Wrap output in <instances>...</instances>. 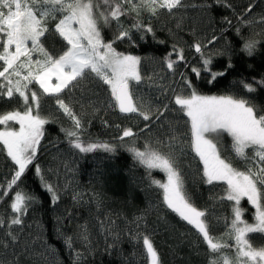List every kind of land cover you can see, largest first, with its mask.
Segmentation results:
<instances>
[{
  "label": "snow or ice",
  "instance_id": "obj_1",
  "mask_svg": "<svg viewBox=\"0 0 264 264\" xmlns=\"http://www.w3.org/2000/svg\"><path fill=\"white\" fill-rule=\"evenodd\" d=\"M221 2L203 0L199 7L209 10L213 4ZM225 6L231 5L225 3ZM188 7L197 5L189 4L187 0H0V99L7 105L0 109V152L6 153L13 166L12 174L0 182V201L7 197L4 202L10 211L7 216L0 215V229L4 230L0 247L7 249L19 242L24 217L37 202L35 194L14 191L30 167L51 194L52 204L56 205L60 200L56 188L45 180L40 165L35 163L45 125L52 122L51 113L42 114V100L54 98L58 111L71 122L70 127H61L60 132L64 133L72 149L80 154L114 153L115 146L109 143L82 139L85 122L62 94L75 89L84 79L102 82L107 86L105 91L110 92L108 107L121 114H135L145 122L160 120L164 112L169 111L167 104L163 109L157 107L154 113L150 105L145 110L143 102L137 103L135 92L138 89L134 90V84L139 85L142 81L141 57L118 51L114 45L117 41L134 43L133 31L140 33L141 40L148 34L155 38L153 18L159 19L165 13L175 17ZM251 11L249 5L246 12ZM145 12L148 13V23L140 18ZM122 17L133 22L125 27ZM241 20L245 25L253 23L243 17ZM225 21L231 24L227 18ZM51 22H55L54 25ZM259 23L264 24V16ZM105 28L114 29L110 38L103 34ZM237 34H240L239 28ZM49 36H56L61 41L58 52L54 53L45 46ZM215 40L213 37L206 43L189 45L199 54V66H192L191 72L196 78L202 73L207 74L209 84L225 75L223 71H213V56L205 52ZM258 43L246 40L242 50L251 56ZM185 61L183 48L175 44L172 52L164 58L166 68L173 73L182 63L187 67ZM228 66L231 67L230 61ZM180 76L190 91L186 95H175L176 108L173 110L186 117L182 121L185 128L179 132L169 126L164 134L167 141L157 138L156 142H167L172 147L178 135H182L194 154L192 159L198 158L202 165L198 170L201 181L212 188H222L218 199L221 204L228 203L231 215L216 216L215 203L212 209L195 204L193 193L185 186V174L177 167L176 158L171 153H164L151 143H146L143 150L135 145L129 146L128 151L145 169L150 186L162 190L163 205L196 230L210 253H220L230 247L211 232V217H215L217 223L224 221L225 235L235 242V258L221 255L219 259H211L209 264H264V247L253 248L248 238L250 233L264 234V109H258L250 98L244 96L201 94L183 72ZM241 83L246 92L256 91L251 83ZM258 83L264 87V80ZM12 104L17 107H11ZM148 127L145 124V129ZM225 134L231 138L230 147L234 153L231 158L222 154L217 143ZM135 135L131 127H126L119 139ZM154 170L162 172L166 179L154 178ZM13 191L14 194L10 195ZM72 198L78 201L81 197L74 193ZM245 200L254 209V223L244 218L247 209L242 206V201ZM142 219L138 216L133 221L136 229L140 228ZM111 224L114 225L115 221ZM101 227L113 235L103 221ZM130 234L137 244L142 245L147 264H162L149 235L139 231ZM76 238L85 243L89 241L87 225L81 226ZM74 239L73 236L64 237L67 249L74 251ZM118 239L119 235L115 234L113 243L108 246L113 247ZM81 259L82 254L75 252L73 264H79ZM0 264L5 262L0 260Z\"/></svg>",
  "mask_w": 264,
  "mask_h": 264
},
{
  "label": "trees",
  "instance_id": "obj_2",
  "mask_svg": "<svg viewBox=\"0 0 264 264\" xmlns=\"http://www.w3.org/2000/svg\"><path fill=\"white\" fill-rule=\"evenodd\" d=\"M187 2L197 7L182 9L175 17L165 13L159 19L151 20L155 38L148 34L141 40L140 33L133 31L134 43L117 41L114 45L118 51L141 57L142 81L139 85L134 84V90L138 89L135 92L137 103L143 102L145 110L150 105L154 113L157 107L163 109L167 104L169 111H165L160 120L145 122L135 114L125 116L108 107L110 92L105 91L107 86L102 82L84 79L75 89L62 94L85 122L82 139L109 143L115 146L114 153L99 151L81 155L72 149L64 133L60 132L61 127H70L71 122L58 111L54 98L42 100V114L51 113L52 122L45 125L35 163L40 165L45 180L56 188L60 200L56 205L52 204L51 194L30 167L14 191L35 194L38 199L24 217L19 242L7 249L0 247V260L5 264H73L75 252L82 254L79 264H147L142 245L131 238V231L150 236L162 264H209L211 259H219L221 255L235 258V242L225 235L224 221L217 223L216 218L211 217V232L230 247L220 253H210L196 230L163 205L162 190L150 186L145 169L128 151L129 146L135 145L143 150L146 143H151L154 148L171 153L176 158L177 167L185 174V186L193 193L195 204L212 209L215 203L216 216L231 215L228 203L221 204L218 199L222 188H212L201 181L198 170L202 165L198 158L192 159L194 154L182 135H178L172 147L167 142L160 144L156 141L157 138L167 141L164 134L169 126L179 132L185 128L182 121L186 117L173 110L176 108L175 95H186L190 91L181 79V72L201 94L244 96L250 98L258 109H264V87L258 83L264 80V24L259 23L264 16V0H222L209 10L199 7L203 0ZM225 3L231 6H225ZM249 5L252 6L250 13L246 12ZM241 17L253 23L245 25ZM140 18L148 23V13H143ZM225 18L231 21L230 25ZM121 20L125 27L133 22L125 17ZM113 30L105 28L103 34L110 38ZM213 37H216L215 43L209 44L205 52L213 56V71H223L225 75L209 84L207 74L202 73L196 78L191 72L192 66H199V54L189 45L206 43ZM249 39L259 42L251 56L242 50L244 42ZM174 44L183 48L187 64V67L183 63L179 65L175 73L164 64V58L172 52ZM45 46L55 53L60 50L61 41L56 36H49ZM241 81L251 83L256 91L246 92ZM6 106L5 100L0 99V109ZM145 124L149 125L146 129ZM126 127H131L136 135L121 140L119 137ZM217 143L224 156H234L230 137L225 134ZM12 168L6 153L0 152V182L12 174ZM152 176L161 181L166 179L158 170H154ZM74 193L80 194L78 201L73 200ZM7 199L5 197L4 201ZM4 201H0V215L7 216L10 211ZM242 206L247 209L244 218L254 223V209L246 200L242 201ZM138 216L143 219L140 228L136 229L133 221ZM101 221L111 228L113 235L101 227ZM111 221L115 224L112 225ZM82 225L88 227L87 243L76 238ZM115 234L119 239L109 247ZM65 236L75 238L74 251L66 248ZM3 237L4 230L0 229V238ZM248 238L253 248L264 247V234L250 233Z\"/></svg>",
  "mask_w": 264,
  "mask_h": 264
},
{
  "label": "water",
  "instance_id": "obj_3",
  "mask_svg": "<svg viewBox=\"0 0 264 264\" xmlns=\"http://www.w3.org/2000/svg\"><path fill=\"white\" fill-rule=\"evenodd\" d=\"M123 115H125V114H123ZM131 115H133V114H131ZM131 115H125V116H131ZM77 151V150H76ZM81 155H87V154H81Z\"/></svg>",
  "mask_w": 264,
  "mask_h": 264
},
{
  "label": "rangeland",
  "instance_id": "obj_4",
  "mask_svg": "<svg viewBox=\"0 0 264 264\" xmlns=\"http://www.w3.org/2000/svg\"><path fill=\"white\" fill-rule=\"evenodd\" d=\"M35 58V57H34ZM18 128V125L16 126ZM0 128H2V126H0ZM42 141V140H41Z\"/></svg>",
  "mask_w": 264,
  "mask_h": 264
}]
</instances>
